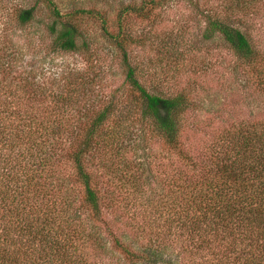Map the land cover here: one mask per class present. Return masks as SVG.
<instances>
[{
	"label": "trees",
	"instance_id": "16d2710c",
	"mask_svg": "<svg viewBox=\"0 0 264 264\" xmlns=\"http://www.w3.org/2000/svg\"><path fill=\"white\" fill-rule=\"evenodd\" d=\"M41 1L54 15L42 29L48 47L80 50L79 28L54 0L17 8L7 47L19 45L17 32L35 45L40 29L27 30L42 22ZM154 4L123 11L148 16ZM236 10L208 13L204 37L219 35L242 63L256 66L259 52L240 27L250 14ZM105 30L123 54L131 100L114 94L96 106L83 82L47 90L14 50L0 49V264H264V119L227 129L206 160H195L183 140L189 94L150 87L130 59L126 33ZM256 72L264 88L262 65ZM147 129L177 156L180 170L157 205L138 187L142 205L151 200L152 208L131 236L106 220L92 158L101 145H124Z\"/></svg>",
	"mask_w": 264,
	"mask_h": 264
},
{
	"label": "rangeland",
	"instance_id": "374dc122",
	"mask_svg": "<svg viewBox=\"0 0 264 264\" xmlns=\"http://www.w3.org/2000/svg\"><path fill=\"white\" fill-rule=\"evenodd\" d=\"M54 1L79 28L80 50L53 51L48 47L51 38L44 40L42 29L54 15L52 7L43 1L37 12L42 22L27 30L40 29L34 34L35 45L17 32L14 38L21 37L19 45L8 48L7 32H11L8 28L15 10L37 0H0V49L14 50L24 66L33 69L41 87L73 90L83 82L94 95L96 106L114 94L121 101L131 100L123 54L106 27L112 34L126 33L130 59L146 73L150 87L189 94L192 105L185 116L183 140L195 160H206L227 129L264 119V88L256 72L261 65L264 70V0H241L239 6L237 0H155L148 16L123 11L127 5L142 6L144 0ZM234 8L250 14L240 27L259 52L256 66L242 63L219 35L204 37L208 13H226ZM152 134L148 129L136 131L124 145H101L92 158L103 190L106 220L126 227L131 236L135 221L143 222L146 210L152 208L146 204L154 199L157 205L168 198L180 170L177 156ZM139 186L151 199L144 205ZM99 224L104 231L105 222ZM112 243L110 237L109 245Z\"/></svg>",
	"mask_w": 264,
	"mask_h": 264
}]
</instances>
